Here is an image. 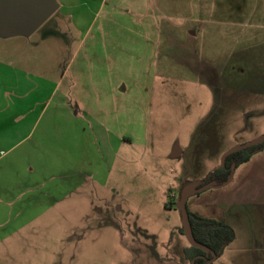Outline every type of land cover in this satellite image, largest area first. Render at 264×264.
I'll return each instance as SVG.
<instances>
[{
  "label": "rangeland",
  "instance_id": "obj_1",
  "mask_svg": "<svg viewBox=\"0 0 264 264\" xmlns=\"http://www.w3.org/2000/svg\"><path fill=\"white\" fill-rule=\"evenodd\" d=\"M58 2L32 35L0 37V133L36 146L0 157V179L31 164L69 189L16 222L23 202L0 191V264H192L165 204L264 134V0ZM222 214L235 239L212 262L264 264V206Z\"/></svg>",
  "mask_w": 264,
  "mask_h": 264
},
{
  "label": "crops",
  "instance_id": "obj_2",
  "mask_svg": "<svg viewBox=\"0 0 264 264\" xmlns=\"http://www.w3.org/2000/svg\"><path fill=\"white\" fill-rule=\"evenodd\" d=\"M262 94H264V91H262ZM261 110L264 112V106L261 108ZM25 139L26 137L13 138L10 135H6L1 132L0 145L10 141L13 142V145L10 146L6 151L1 150L3 153H0V157L7 154V152L11 149H19L18 152H22L24 156L35 153V145H27L23 148V150H21L22 145L25 144ZM33 143H36V141ZM183 151L184 150L179 147L180 154H182ZM29 167L30 168L28 169V166H26L21 171L16 170L11 178H7L5 176V173L8 172V170L5 169L2 173V178L0 179V191L6 190L8 192H12V199H10L12 201L7 202L9 203L8 206L14 207V203L23 202V205H21L23 208H19L15 211V222L24 219L28 220L30 218L31 202L35 204L37 201V203L40 204V207H44L47 204H52L55 196L53 191L50 190L48 186H66L64 188L61 187V190L69 189V184L66 182V175L60 174V182L55 185H50L47 184L46 180L49 179L48 176L52 178L54 175L50 173L48 174L47 169L37 174L36 170H33L31 164H29ZM95 176L96 174L93 173L92 178L90 177L92 183L96 182ZM75 186H81V184L77 182L75 185L70 187L72 189ZM37 193L39 196L36 195ZM191 197L188 200V203L191 201L190 207L189 204L188 207L192 212L216 219H221L220 216H223V214H219H221V211L228 205L251 204L264 206V150L254 154L247 162L236 167L233 170L232 177L227 184L217 187L205 188ZM9 198L10 197H8V200ZM0 200V203L4 202V199L1 196ZM7 203L3 204L7 206ZM27 206L28 208H25ZM8 213L11 214L13 211L9 210ZM34 216L35 215H33V217ZM31 220L32 219H30L28 222ZM11 222L12 218L10 217L0 221V224L4 225Z\"/></svg>",
  "mask_w": 264,
  "mask_h": 264
},
{
  "label": "water",
  "instance_id": "obj_3",
  "mask_svg": "<svg viewBox=\"0 0 264 264\" xmlns=\"http://www.w3.org/2000/svg\"><path fill=\"white\" fill-rule=\"evenodd\" d=\"M60 7L58 0H0V37L30 36L41 25L44 24ZM264 141V134L255 139L234 146L223 155V163L228 155L249 146L259 144ZM180 155L178 145L174 148L172 156ZM234 170V169H233ZM232 177L230 175L227 184ZM202 181H191L182 187L181 195L177 201V206L181 212L184 234L191 246L201 248L213 257L210 262L217 258L215 251L208 246L198 242L194 236L191 219L188 211L189 198L199 191L222 185H217L215 181L201 184ZM223 184V185H225Z\"/></svg>",
  "mask_w": 264,
  "mask_h": 264
},
{
  "label": "trees",
  "instance_id": "obj_4",
  "mask_svg": "<svg viewBox=\"0 0 264 264\" xmlns=\"http://www.w3.org/2000/svg\"><path fill=\"white\" fill-rule=\"evenodd\" d=\"M262 150H264V141L231 153L226 157L223 165L207 175L201 184L203 185L211 181H215L217 185L225 184L233 169L247 162L254 154ZM165 206L177 209V199H168ZM188 211L196 240L215 251L217 257H219L225 248L235 239V229L225 220L202 216L192 212L189 207ZM186 250L189 252L192 264H214V262H210V259L213 257L212 253L208 254L203 249L191 245Z\"/></svg>",
  "mask_w": 264,
  "mask_h": 264
}]
</instances>
